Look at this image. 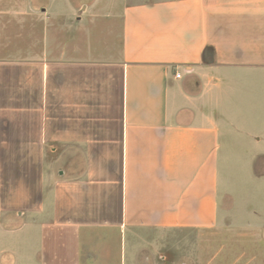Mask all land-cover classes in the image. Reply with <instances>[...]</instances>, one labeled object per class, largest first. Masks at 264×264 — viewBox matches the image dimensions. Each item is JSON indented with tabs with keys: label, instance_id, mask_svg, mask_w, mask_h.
Instances as JSON below:
<instances>
[{
	"label": "crops",
	"instance_id": "1",
	"mask_svg": "<svg viewBox=\"0 0 264 264\" xmlns=\"http://www.w3.org/2000/svg\"><path fill=\"white\" fill-rule=\"evenodd\" d=\"M30 1L0 3V264L256 263L264 0Z\"/></svg>",
	"mask_w": 264,
	"mask_h": 264
},
{
	"label": "rangeland",
	"instance_id": "2",
	"mask_svg": "<svg viewBox=\"0 0 264 264\" xmlns=\"http://www.w3.org/2000/svg\"><path fill=\"white\" fill-rule=\"evenodd\" d=\"M51 1L52 0H43V3H50ZM56 1H60V0H54V3ZM141 1H145V0H141ZM30 2H31L30 0H0V3H30ZM216 243H214L213 246L210 247L209 260H211L210 261L211 264H216V261L214 259L216 257L217 251L219 250V247H217ZM233 250L234 249L230 250L231 251L229 254L230 257L228 258L229 261H232L231 256L233 255L235 251H236L234 253L235 255H238L244 252L246 253V256L250 255L249 253L251 252V255H257V262L249 263V260L246 258L240 264H264V247H257V248H252V249L245 247V248L235 249L234 251ZM228 264H231V262H229Z\"/></svg>",
	"mask_w": 264,
	"mask_h": 264
},
{
	"label": "built area",
	"instance_id": "3",
	"mask_svg": "<svg viewBox=\"0 0 264 264\" xmlns=\"http://www.w3.org/2000/svg\"><path fill=\"white\" fill-rule=\"evenodd\" d=\"M177 77H178V78H180V77H181V75H180V74H177Z\"/></svg>",
	"mask_w": 264,
	"mask_h": 264
}]
</instances>
